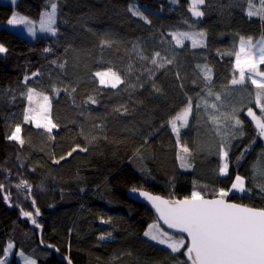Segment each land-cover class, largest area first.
I'll return each mask as SVG.
<instances>
[{
  "label": "trees",
  "instance_id": "16d2710c",
  "mask_svg": "<svg viewBox=\"0 0 264 264\" xmlns=\"http://www.w3.org/2000/svg\"><path fill=\"white\" fill-rule=\"evenodd\" d=\"M51 3L58 6L55 36L33 40L5 26L16 10L39 18ZM247 5V0H206L198 18L189 12V0L0 1V43L7 49L0 53V258L13 242L16 254L21 250L37 264H191L187 237L178 252L145 238L150 224L160 220L128 196L133 187L170 198L191 197L193 191L216 196L243 174L251 192L227 198L264 208V176L253 170L264 141L245 111V137L232 146L227 174L219 173L216 156L193 152L207 144L211 131L203 121L206 111L200 110L203 98L209 91L222 94L227 86L222 75H230L219 56L240 36L264 35V20L248 16ZM136 10L151 23L133 15ZM187 31H204L207 46H176L170 34ZM101 37L111 46H101ZM157 51L173 62L157 69L150 62ZM141 53L149 59L141 60ZM200 62L217 67L216 80L205 79ZM109 68L124 81L116 88L101 85L95 76ZM29 87L51 97L57 125L51 132L24 122L28 101L22 94ZM89 96L97 103H86ZM188 98L193 112L178 145L168 122ZM17 124L23 145L7 138ZM178 153L192 167H181ZM21 181L30 189L17 187ZM22 211L33 216L25 218ZM102 221L117 223L119 233L108 238ZM8 264L21 262L14 255Z\"/></svg>",
  "mask_w": 264,
  "mask_h": 264
},
{
  "label": "snow or ice",
  "instance_id": "6c2138e0",
  "mask_svg": "<svg viewBox=\"0 0 264 264\" xmlns=\"http://www.w3.org/2000/svg\"><path fill=\"white\" fill-rule=\"evenodd\" d=\"M175 2V0H174ZM15 4L16 0H12ZM206 0H189V12L194 17H203L204 11L201 10V6L205 5ZM261 7L257 10H253V0H248L249 10L248 16L258 15L264 20V0H259ZM51 11L45 12L40 17L41 32H49L53 36L56 35L55 16L57 5L51 3ZM131 11V9H130ZM133 15L140 16L141 19L147 23H151L144 14L138 10L133 11ZM8 25H23L26 27L29 35L36 34V27L32 21L26 16H20L18 13L13 12L10 19L7 20ZM177 46H183L184 40H191L192 47L202 46L201 41L205 37L203 31L199 33L191 32H177L171 33ZM199 37V39H197ZM112 41L105 37H101V46H111ZM70 47V46H69ZM255 49V51H253ZM68 48L65 52H68ZM45 51H51V49H45ZM7 52V49L3 44H0V53ZM236 58V67L239 69V79H232V85L243 84L245 80V66L247 71L251 74L249 79L251 83L255 85L259 91L256 93V105L260 108L262 117H257L252 108H248L247 114L256 122V126L259 129V135L264 137V71L259 70L260 65H264V38L253 44L251 38L245 40L244 37L240 38V49L234 53ZM141 60H147L149 57L140 54ZM157 58H160L158 60ZM163 62H160V61ZM150 62L155 65L157 69L163 68L166 64H171L173 61L166 57H161L160 52H155L151 57ZM55 63V61H53ZM66 63V61H65ZM61 68L65 67V64L59 65ZM205 72V79L210 80L209 73L211 69L206 66L202 69ZM149 74H153L152 69H146ZM39 75V73H33V76ZM96 77H99V83L101 85L110 86L116 88L119 84L123 83L121 76L118 72L109 68L107 71L96 72ZM259 77L260 79H257ZM29 78L25 77V82ZM75 91V89H73ZM29 108L25 109L24 122H35L37 128H44L46 131L51 132L57 125L50 119V102L49 97L43 93L37 92L35 88L29 87L26 94ZM209 96L213 95L211 91ZM216 100H220V96L216 95ZM93 104L97 103L96 99L92 96L88 97L87 102ZM35 103L36 107H31ZM197 109L201 107L199 103L195 105ZM213 109L216 108V104H212ZM205 110H207V103H205ZM193 103L192 99L188 98L185 108L176 114V116L169 120V125L172 132L177 137V144H180L179 136L180 129L187 126L188 118L192 115ZM213 120L216 118L213 116ZM235 119V124L240 125L241 121L238 118ZM177 121H180L179 126ZM21 126L17 124L14 131L7 137L9 140H15L21 145L24 144V140L21 137ZM79 147V146H77ZM85 151L86 149H80ZM72 151H76L73 148ZM183 153H189L187 146H181ZM247 151V149L245 150ZM221 152L226 159L228 151L225 150L224 145L221 144ZM72 153L69 152L70 156ZM243 156V153L241 154ZM177 158L181 161V167H190V165L184 162V157L178 153ZM63 159V157H61ZM59 161H57L58 163ZM228 165L225 163L220 168L221 174L227 173ZM254 173L264 176V153L258 159L257 163L253 165ZM26 186L30 189V185L27 181H21L17 187ZM3 185H0V189ZM232 189L245 191V179L240 175L235 177V181L231 185ZM264 190V189H262ZM228 191L221 189L215 199H205L204 196L198 192L193 191L191 197H186L183 200H163L160 197L150 196L148 193L141 192L140 195L148 198L153 207L160 215V219L168 225L169 228L178 230L181 233H187L190 243L187 245V251L185 255L191 264H264V209H255L247 206L229 203L225 200L228 196ZM7 199V197H5ZM34 203V202H33ZM25 217H31V212L22 211ZM39 215V210L36 212ZM33 223L36 221L33 219ZM155 225L150 226V228ZM109 235H111L109 233ZM145 236H149L153 240H157L160 244H167L172 252H178L180 248L185 246V240L183 238L173 239L168 233L154 234L151 231H146ZM101 236L100 239H104ZM12 245L9 244L8 248ZM7 252V249H5ZM23 256V252L20 253ZM0 264H4L0 261ZM25 264H35L34 260L25 258ZM68 264H71L69 260Z\"/></svg>",
  "mask_w": 264,
  "mask_h": 264
},
{
  "label": "rangeland",
  "instance_id": "374dc122",
  "mask_svg": "<svg viewBox=\"0 0 264 264\" xmlns=\"http://www.w3.org/2000/svg\"><path fill=\"white\" fill-rule=\"evenodd\" d=\"M0 1L12 3V0H0ZM18 1L19 0H16V3ZM253 3H254V8H253L254 11L261 7L259 0H253ZM247 4H248V0H247ZM203 6H201L202 11H203V8H202ZM51 10L52 9L45 10L43 13L50 12ZM248 10H249V5H247V8H246L247 12H248ZM15 13H18L20 16L28 17V19L34 23V25L37 29L36 34L34 36L29 35L26 27L23 25L13 26V25H8L6 22L5 26L10 27L11 29H13V30L25 35L26 37L33 39V40H35L39 36L51 34L49 32H41L39 30V28H40V17L41 16L39 18H34V17L28 16L26 14H23V13L19 12L18 10H16ZM255 16H258V15H255ZM57 18H58V6L56 9L55 24L53 25V27H55L56 30H57ZM1 26L2 25L0 24V27ZM187 32L199 33L201 31H187ZM241 37H243V36L238 37V39H234L232 41V43L230 42V44H228V46L225 47V50H223V52L221 53V56H219L221 59V62L224 63V67L227 68V73L230 71V75L228 76V79H227L226 74L222 75L223 76L222 80H220L221 78L219 79L220 82L224 83L227 86H226L224 92L222 91V94L218 93V95L220 96V100H216L217 93L216 94L213 93V95H211V96L206 95L205 98H203L204 104H202V107L200 108V110L204 111V112L206 111V113H204V116H203V121L207 122V126H208V128H210L211 131H209L207 133L208 134L207 144L205 146L195 147V149L193 150V152L197 153V150L200 149L206 153V156H210V157L216 156L217 158L220 159V163H221L220 168L223 167V165L225 163H227V165H228L227 172H228V169L230 166L229 159L231 156V149H232L234 142L237 140H241L245 137V131L243 130L244 125H243V121L241 118V117H243V112L245 111L246 115L249 116L247 114L248 108H252L253 112L257 115V117H262V113L257 108L256 102H255L256 101V93L259 90L256 89L255 85H253L251 83V80L249 79V76L251 74L247 71V66H245L244 83L238 84V85H232L231 84L232 79H234V78L239 79L240 78L239 69L236 67V58H235L234 53L238 52L240 49V38ZM244 38H245V40H248V38H251L252 43L257 44L258 41H260L262 38H264V35H261L259 37H254V38L253 37H244ZM197 39H199V37H197ZM185 42H192V41L186 39V40H184V43ZM0 44H2V43H0ZM201 44H202V46H200V47H205L208 44L206 33H205V37L201 41ZM253 51H255V49H253ZM205 66L208 69H211V72L209 73V75L211 77L210 80H216L215 75H216V72L218 70L217 67L215 65L204 64L202 62H200L198 64V67L201 70L204 69ZM262 67H263V65L259 66L260 71H264L262 69ZM107 70L108 69H103V70H100L98 72H103V71H107ZM204 74H205V72H204ZM256 78L260 79L259 77H256ZM37 92H40V91L37 90ZM40 93H43L44 95H47L49 97V102L51 105L50 95L48 93H44V92H40ZM243 94H245V96H243ZM205 103H207V110H205ZM213 103L216 104L215 109H213L211 107V105ZM31 107H33V108L36 107L35 103H33L31 105ZM28 108H29V103H28ZM213 116L216 118L215 120L212 119ZM233 117L238 118L241 121V124L236 125L235 119H233ZM50 119L52 120L53 123H55L53 118H52L51 108H50ZM251 120L253 121L252 118H251ZM179 122L180 121H178V124H180ZM253 123H254L255 128L259 132V129L256 126V122L253 121ZM261 138L264 141V137H261ZM213 144H215V145H213ZM221 144H223L225 150L228 151V156L226 159L222 155ZM188 165H190V167H192L193 163L191 160H188ZM218 171L221 174L220 169ZM221 175H225V174H221ZM238 175H240L241 177H243L245 179V191L240 192L239 190L232 189L231 187L228 189H225V191H228L229 194H232V193H240V194L250 193L251 191L249 190V188L247 186V177L243 174H238ZM229 194H228V196H229ZM101 224L107 225L109 227V231H110L109 233L111 235L108 234L107 235L108 238L114 237L115 235H117L119 233V226L117 225V223L111 222V221L109 223L102 221ZM152 225H155V227L150 228V226H152ZM150 226L146 229V231H151L154 234H158V235L161 233H168L169 236H171L173 239L183 238L185 240V246H186L187 238L185 235H178L176 233H173L172 231L164 228L162 226L161 222H159V221L153 222L152 224H150ZM145 238L148 239L149 241L153 242V243H156V244H159V245L164 246L166 248H169L167 246V244H160L157 240H153L149 236H145ZM10 244L12 245V247L7 248L6 254L2 258H0V261H3L4 264H8L9 262H11L12 257L14 255H17L18 260L21 262V264H25V258L30 259V260H34L35 264H37L36 260L33 257L27 255L25 252H23L21 250L18 251V253L16 254L15 244L13 242ZM21 252H23V256L20 255Z\"/></svg>",
  "mask_w": 264,
  "mask_h": 264
},
{
  "label": "water",
  "instance_id": "95a60500",
  "mask_svg": "<svg viewBox=\"0 0 264 264\" xmlns=\"http://www.w3.org/2000/svg\"><path fill=\"white\" fill-rule=\"evenodd\" d=\"M260 110V108H259ZM261 111V110H260ZM141 192H145V193H148L150 196H153V197H160L161 199L163 200H183L185 199L186 197L184 198H170V197H167L163 194H160V193H155L147 188H139V187H133V188H130L128 190V196L138 202H141V203H144L146 205H148L152 210L153 212L157 215V217L159 218L161 224L163 227L171 230V231H174V232H179L178 230L176 229H173V228H169L167 224L164 223V221L162 219H160V215L159 213L156 211V209L153 207V204L152 202L146 198L145 196H142L140 195ZM205 199H215V198H218V195L216 196H204ZM225 200L229 203H234V204H239V205H243V206H247V207H250V208H255V209H264V208H261V207H256V206H253V205H250V204H245V203H240V202H237L235 200H232V199H229L227 197H225ZM9 205H11L7 199L6 201ZM25 217V216H24ZM32 217V216H31ZM31 217H25V218H31ZM33 223V221H32ZM42 231V230H41ZM186 235V237L188 238L187 236V233H184ZM40 238H41V243L44 245L43 241H42V238H43V233L40 234ZM189 239V238H188ZM189 243H190V240H189ZM48 249H52V250H55L57 255L59 257H61V253L60 251L56 248V247H53V246H49ZM66 259V258H65ZM67 260V259H66Z\"/></svg>",
  "mask_w": 264,
  "mask_h": 264
},
{
  "label": "bare ground",
  "instance_id": "6f19581e",
  "mask_svg": "<svg viewBox=\"0 0 264 264\" xmlns=\"http://www.w3.org/2000/svg\"><path fill=\"white\" fill-rule=\"evenodd\" d=\"M243 37H250V36H243ZM32 216H33V214H32ZM32 225H34L35 226V223H32ZM41 233H44V227L43 228H41Z\"/></svg>",
  "mask_w": 264,
  "mask_h": 264
}]
</instances>
